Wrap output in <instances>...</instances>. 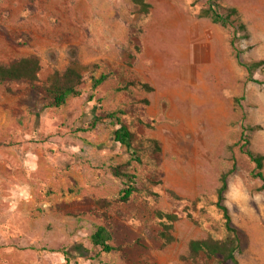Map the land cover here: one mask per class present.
<instances>
[{"label": "rangeland", "instance_id": "obj_1", "mask_svg": "<svg viewBox=\"0 0 264 264\" xmlns=\"http://www.w3.org/2000/svg\"><path fill=\"white\" fill-rule=\"evenodd\" d=\"M147 1L145 14L133 0H0V64L38 55L42 65L35 84L0 83V264L184 263L191 239L226 234L224 174L239 264H264V183L242 150L246 133L264 154V0H222L247 25L237 47L243 62H262L261 83L231 44L234 27L200 15L208 0ZM73 60L89 66L82 94L53 107L48 79ZM102 110L124 112L140 149L127 202L116 201L124 185L109 168L130 158L116 127L83 130ZM158 210L180 216L171 244ZM99 226L118 250L92 242Z\"/></svg>", "mask_w": 264, "mask_h": 264}, {"label": "trees", "instance_id": "obj_2", "mask_svg": "<svg viewBox=\"0 0 264 264\" xmlns=\"http://www.w3.org/2000/svg\"><path fill=\"white\" fill-rule=\"evenodd\" d=\"M133 2L139 7L142 13L146 14L150 12L152 5L147 0H133ZM208 2L210 6L201 10L200 15L210 17L215 23L234 27L231 44L237 50V56L241 64L247 69L249 79L261 83V81L255 79L254 74L262 62L246 63L240 59L242 51L238 49L237 42L242 38H248L249 35L247 25L241 19L238 9L236 7H224L222 0H208ZM221 9L226 10V13L222 12ZM88 67L89 66H82L78 61L73 60L63 72L56 71L50 76L46 89L53 99V107H64L72 97L81 96V85L84 82L82 69ZM41 68V59L38 55H29L8 65L0 64V83L10 81L35 84L39 79ZM91 79L93 82L92 87L95 89L108 79V74L103 73L99 77L92 75ZM142 86L150 89L147 84H142ZM122 114H124L122 110H102V112L90 122L88 128L83 130L88 131L95 129L98 125L108 120L116 127L113 132L114 141L126 148L127 152L130 154V158L123 163L111 164L109 168L114 176L123 181L124 185L116 201L127 202L139 190L137 183L138 177L136 173L131 171V166L133 163H142V157L139 147L135 144V133L123 121L121 117ZM251 129L254 130L255 127ZM243 140L242 150L256 164L253 176L261 179L264 183V154L256 153L251 149L250 137L248 134H243ZM154 142L159 146L157 141ZM227 178V174H224L222 177V185L218 190L219 197L217 202L225 218V236L217 238L213 235H208L205 238L191 239L186 252L182 255L184 263L176 264H198V260L203 256L210 259L218 258L220 259V264L228 262L239 264L238 254L242 248V239L239 229L232 222V216L225 203L226 192L229 187ZM97 204L101 208H108L112 204V201L101 198L97 201ZM157 216L161 220L162 230L160 235L164 239L165 244L175 242L174 227L180 216L177 213L165 212L162 210L157 211ZM91 239L96 246L101 247L103 252L110 253L119 249L118 246L110 243L112 240V232L106 226H99L92 234ZM102 264L111 263L102 262Z\"/></svg>", "mask_w": 264, "mask_h": 264}]
</instances>
